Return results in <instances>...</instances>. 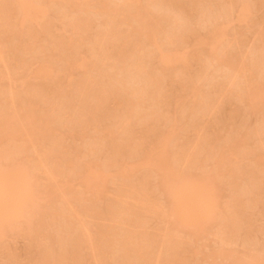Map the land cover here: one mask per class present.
<instances>
[{"label": "rangeland", "instance_id": "1", "mask_svg": "<svg viewBox=\"0 0 264 264\" xmlns=\"http://www.w3.org/2000/svg\"><path fill=\"white\" fill-rule=\"evenodd\" d=\"M35 1L44 13L17 25L0 0V17L16 25L0 21V123L9 111L17 131L31 110L43 126L11 139L0 127V172L22 176L3 195L24 205L16 218L0 212V264H264V92L255 91L264 89V0ZM161 51L181 56L162 67ZM165 132L175 138L160 152ZM85 161L103 184L90 182L100 191L91 201L78 196L92 189L80 180ZM191 179L214 189L186 200V222L167 194L171 180Z\"/></svg>", "mask_w": 264, "mask_h": 264}, {"label": "bare ground", "instance_id": "2", "mask_svg": "<svg viewBox=\"0 0 264 264\" xmlns=\"http://www.w3.org/2000/svg\"><path fill=\"white\" fill-rule=\"evenodd\" d=\"M26 1H27V3H26ZM28 1H29V0H10L11 4L8 3V2H9V1H8L7 3L9 4V6H7L8 4L6 5V7H7L6 9H7V10L5 9V11H6V12H9V11L11 12V11H12V12L14 13V14H13L14 17L12 18L11 16H9V15H10V12H9V14H8V13L6 14V12H5L6 15L4 14V16H6L7 19H9V20H10V18L13 19V20L11 21V23H12V24H13V23H14V24L18 23L17 25L22 24L23 21H24V22H28V23H30V22H32V21H35V20H36V19H35V18H36L35 16H37V18H38L39 15H40V14H38V13H41V12L44 13L43 9L41 10V8H43V7H41V5H39V4H41V3H39V1L36 2V1L34 0L33 3H29L31 0H30L29 2H28ZM132 1H133V0H132ZM169 1H170V0H169ZM2 2H3V1H2ZM31 2H32V1H31ZM35 2H36L37 4H38V3H39V4L37 5ZM171 2H173V0H172ZM177 2H178V1H177ZM175 3H176V2H175ZM180 3H181V2H180ZM176 5L178 6V4H175V6H176ZM130 6H131V5H130ZM173 6H174V3H173ZM246 6H247V5H246ZM246 6H245V7H246ZM181 7H182V6H181ZM242 7H243V5H242ZM245 7H244V9H242L243 11L246 10V8L248 9V6H247L246 8H245ZM102 9H105V10H106V7L104 6ZM107 9H109V8H107ZM182 9H183V8H182ZM109 10H110V9H109ZM242 10H241V11H242ZM103 11H104V10H103ZM112 11H113V10H112ZM132 11H133V10H132ZM132 11H131V12H132ZM3 13H4V12H3ZM3 13H1V14H3ZM36 13H37V14H36ZM108 13H109V12H108ZM108 13H107V14H108ZM29 14H30L31 16H32V15L34 16V15L36 14V15L34 16L35 18H34L33 16L30 17ZM112 14H113V13H112ZM131 14H132V13H131ZM145 14H146V13H145ZM26 15H27V17H26ZM4 16H1V17H0V21H3V23H6V22H7L6 26H10L11 28H14L16 25L11 26V25H10L11 23H10L9 20H7V21L5 20V21H4V19H3ZM8 16H9V17H8ZM24 16H25L26 18H25ZM41 16H42V15H41ZM111 16H112V15H111ZM121 16H122V15H121ZM28 17H29V18H28ZM109 17H110V16H109ZM109 17H108V18H109ZM24 18H25L27 21L24 20ZM110 18H112V17H110ZM114 18H115V17H114ZM1 19H2V20H1ZM31 19H32V21H31ZM14 20H15V22H14ZM29 20H30V22H29ZM109 20H110V19H109ZM118 20H119V19H118ZM19 21H20V22H19ZM113 21H114V20H113ZM117 22H118V21H117ZM119 22H120V21H119ZM109 23H110V22H109ZM112 23H113V22H112ZM117 25H118V23H117ZM142 27H144V26H140L141 29H143ZM215 28H216V27H215ZM217 29H218V27H217ZM217 29H215V30L217 31ZM146 30H148V29L146 28ZM146 30L144 29V31H146ZM218 30H219V29H218ZM151 31H152V30H151ZM116 32H117V31H116ZM137 32H140V31H138V29H137ZM146 32H147V31H146ZM217 32H218V31H217ZM145 34H146V35H145ZM147 34H148V32H147V33L143 32V33H142V35H143L142 37L145 38L146 36L149 37V36L151 35L150 37L153 38L152 34L154 35V31H153V33H150V35L148 34L149 36H148ZM109 35H110V34H109ZM120 35L125 36L124 34H121V32H120ZM113 36H114V35H113ZM113 36H112V37H113ZM103 37H104V35H103ZM114 37H116V38L119 37V34H118V35H115ZM147 37H146V38H147ZM150 37H149V38H150ZM116 38H115V39H116ZM121 38H122V37H120L119 39H116L115 42H117V40L119 41ZM123 38H124V37H123ZM125 38H126V37H125ZM152 38H150V39L152 40ZM108 39H109V38H108V35H107L106 42H107ZM110 39H111V38H110ZM112 39H114V38H112ZM147 39H148V38H147ZM0 40H1V39H0ZM145 40H146V39H145ZM1 41H2V40H1ZM1 41H0V47H1ZM120 41H121V40H120ZM122 41H123V39H122ZM148 41H149V40H148ZM69 42H70V40H68V43H69ZM71 42H73V41L71 40ZM76 42H77V41H76ZM109 42H110V40H109ZM111 42H113V41H111ZM127 42H128V40H127ZM68 43H67V44H68ZM95 43H96V42H95ZM123 43H124V42H123ZM74 44H75V43H74ZM102 44H103V43H102ZM106 44H107V43H106ZM113 44H114V43H113ZM121 44H122V43H121ZM121 44H120V45H121ZM128 44H129V43H128ZM2 45H3V42H2ZM103 45H104V44H103ZM107 45H108V44H107ZM110 45L112 46V44H110ZM116 45H117V44H116ZM126 46H127V45H126ZM126 46H125V47H126ZM151 46H152V45H151ZM107 47H108V46H107ZM113 49H114V47H113ZM116 49H117V48H116ZM110 50H111V49H110ZM114 51L116 52V50H113V52H114ZM110 52H112V50H111ZM117 52H118V51H117ZM0 53H1V52H0ZM171 53H173V54H171ZM116 54H117V53H116ZM160 54H162V55H161L162 57H161V60H160V57L158 58V59H159L158 62L161 61V64H162V65H163V64L166 65V62H167V63H168V62H171V60H170L171 58H169L170 56L172 57V56L175 55V56H177V57H175L176 59H177V58L179 59V58H180L179 56H181V55H178L177 53H176V54H177V55H176L175 52H169V54H170V56H169V55H168V52H165V51H164V52L161 51ZM163 54H164V55H163ZM2 55H3V53L0 54V57H1V58L3 57ZM113 55H114V54H113ZM173 58H174V57H173ZM175 58H174L173 60H176ZM7 59H9V58H7ZM182 59H183V58H181V60H182ZM169 60H170V61H169ZM67 61H68V59H67ZM182 62H184V60H182ZM185 62H186V61H185ZM70 63H71V62H69V66H72V64H74V62L71 63V64H70ZM137 63H138V62H137ZM41 64H42V63H41ZM135 64H136V63H135ZM183 64H184V63H183ZM43 65H44V63H43ZM43 65H40V64H39V65H37V66H43ZM45 65H46V64H45ZM45 65H44V67H46ZM136 65H137V64H136ZM164 65H163L162 67H164ZM138 66H139V65H138ZM159 66H160V65H159ZM140 68H141V67H140ZM143 68H144V67H143ZM37 69H38V68H37ZM37 69L35 68V70H33V72L36 73V74L34 73L33 76L36 75V76L39 78V75H38V74L40 73V75L42 74V76L40 77V79H41L42 77H43V78H44V77H47L48 73H50V72L47 71L48 69H46V68H45V69L40 68V69H41L40 72H39V69H38V70H37ZM134 69H136V68H134ZM182 69H183V66H182ZM185 69H186V68H185ZM185 69H184V70H185ZM137 70H138V69H137ZM137 70H136V71H137ZM161 70H162V69H161ZM36 71H37V72H36ZM46 71H47V74H46ZM144 71H145V68H144ZM181 71H182V70H181ZM43 72H44V74H43ZM138 72H139V70H138ZM178 73H180V72H178ZM178 73H177V74H178ZM30 74H31V73H30ZM45 74H46V76H45ZM182 74H183V73H182ZM24 75H25V74H24ZM24 75H23V76H24ZM26 75H27V74H26ZM31 75H32V74H31ZM49 75H50V74H49ZM49 75H48V77H50ZM33 76H32V78H33ZM36 76H35V77H36ZM175 76H176V75H175ZM177 76H178V75H177ZM20 78H21V77H20ZM20 78H19V80H20ZM149 80H150V79H149ZM21 81H23V79H21ZM39 81H40V80H39ZM39 81H38V82H39ZM48 81H49V80H48ZM152 81H153V80H152ZM40 82H41V81H40ZM42 83H43V82H41V84H42ZM46 83H47V82H46ZM46 83H45V81H44V83L42 84V85H43V88L45 87L44 84H46ZM41 84H40V85H41ZM144 84H145V83H144ZM146 84H147V83H146ZM151 84H153V83H151ZM48 85H49V84H48ZM48 85L46 84L47 87H49ZM37 86H38V85H37ZM141 86H142V85H141ZM145 86H146V85H145ZM145 86H143V88H145ZM38 87H39V86H38ZM43 88H42V89H43ZM45 88H46V87H45ZM45 88H44V89H45ZM46 89H47V88H46ZM261 89H262V88H261ZM261 89L258 90V88H257V89L255 90L256 92L258 91L257 95L255 94L256 96H259V95H262V96H263L262 92H264V89H263V91H261ZM131 90H132V89H131ZM139 90H140V87H139ZM142 90H143V89H142ZM38 91H39V90H38ZM43 91H44V90H43ZM98 91H100V90L98 89ZM30 92H31V91H30ZM131 92H132V94H136V93H137V92H134V93H133V91H131ZM131 92H130V94H131ZM138 92H139V94H141L140 91H138ZM141 92H142V91H141ZM143 92H144V91H143ZM143 92H142V93H143ZM256 92H254V93H256ZM9 93H10L9 96L12 98V96H11V93H12V92L9 91ZM105 93H106V92H105ZM165 93H166V92H165ZM260 93H261V94H260ZM30 94H31V93H30ZM96 94H97V93H96ZM132 94H131V95H132ZM28 95H29V93H28ZM34 95H35V93H34ZM100 95H101V94H100ZM147 95H148V94H147ZM162 95H164V94H162ZM162 95H161V96H162ZM137 96L139 97L138 94H137ZM140 96H141V95H140ZM144 96H145V95H144ZM164 96H165V95H164ZM158 97H159V96H158ZM6 98H7V97H6ZM6 98H5V101L8 99V98H7V99H6ZM39 98H40V97H39ZM113 98H114V96H113ZM144 98H145V97H144ZM161 98H162V97H161ZM166 98H168V97H166ZM166 98H164V101L162 100L164 103H167V102H168ZM8 100H10V99H8ZM36 100H37V99H36ZM103 100H104V99H103ZM111 100H112V99H111ZM111 100H110V101H111ZM116 100H117V99H116ZM165 100H166L167 102H165ZM214 100H215V99H214ZM94 101H95V100H94ZM105 101H106V100H105ZM112 101H113V100H112ZM133 101H134V100H133ZM158 101H159V99H158ZM211 101H212V100H211ZM107 102H108V100H107ZM114 102H116V101H114ZM119 102H120V101H119ZM127 102H128V101H127ZM131 102H132V100H131ZM142 102H143V100H142ZM208 102H209V101H208ZM214 102H215V101H214ZM214 102H213V103H214ZM6 103H8V102L6 101ZM32 103H33V102H32ZM103 103H104V102H103ZM120 103H121V102H120ZM161 103H162V102H161ZM164 103H163V104H164ZM209 103H210V102H209ZM213 103H212V104H213ZM128 104H129V103H128ZM206 104H208V103L206 102ZM217 104H218V103H217ZM7 105H9V104H7ZM95 105H96V104H95ZM136 105H137V104H136ZM141 105H142V104H141ZM141 105H140V106H141ZM214 105H215V104H214ZM33 106H34V105H33ZM130 106H131V105H130ZM138 106H139V104H138ZM212 106H213V105H212ZM212 106H211V107H212ZM31 107H32V105L29 103V108H31ZM98 107H99V106H98ZM128 107H129V105H128ZM25 108H26V106H25ZM207 108L210 109L209 106H208ZM31 109H32V108H31ZM127 109H128V108H127ZM132 110H133V109H132ZM136 110H137V109H136ZM204 111H205V110H204ZM8 112H9V111H8ZM8 112L5 111V113H2V114H4V115H3L4 117L2 116L3 118H1V120L3 121L2 123H4V124L1 125V123H0V125H1L0 127H1V132H2V133L5 131L6 128H7L6 131L8 130V132H6V134L3 133V136H4V137H7V136H8L7 139H11V138L13 137V135H14L19 129H22L21 127H23V125H25V126H27V127L31 126L30 129H31V130L33 129V131H35L36 129H38V127L41 126V124L39 125L40 120H37V123L35 122V120H33L34 117L32 118L33 115H32V111L30 110V111L27 112V114L29 113V116H30L32 119H31L29 116L25 115V117H24V121H27V123H24V122H23V125L20 126V128L17 129V131H15V130L13 129V125H11V124H12L13 122L15 123V121H16L15 119H16V118L13 116V118H14V120H13V119H12V115H13V114H12L11 112H9L10 114L8 115V114H7ZM30 112H31V113H30ZM205 112H206V111H205ZM128 113H129V112H128ZM134 113H135V112H134ZM11 114H12V115H11ZM34 114H35V113H34ZM130 114H132L131 111H130ZM5 115H6V118H7L8 120L5 118ZM7 115H8V117H7ZM128 115H129V114H128ZM9 116H11V117H9ZM9 118H11V119H9ZM91 118H92V116H91ZM4 120L7 121L6 124H7L8 122H11V121H12L10 124L8 123V124L10 125V126L8 125V126L10 127V129H9V127L5 124ZM30 120H31V121H30ZM32 120L35 122L36 125H39V126H36L37 128H36V127H33L34 124H33V125L31 124V123H33ZM38 121H39V122H38ZM0 122H1V121H0ZM41 122H42V121H41ZM47 122H48V121H47ZM43 123H45V121H44ZM27 124H28V125H27ZM42 125H44V124H42ZM2 126L5 127V128L2 129ZM11 126H12V127H11ZM25 126L23 127L24 129L19 130V131H23V130H25L24 132L28 133V132H27L28 129L26 130ZM194 126H195V125H194ZM14 127H15V124H14ZM190 127H191V126H190ZM11 128H12L15 132L12 131ZM41 128H43V126H41ZM34 129H35V130H34ZM3 130H4V131H3ZM104 130H105V129H104ZM142 130H144V129H142ZM9 131H12V132L9 133ZM144 131H145V130H144ZM155 132H157V131H155ZM12 133H13V135H12ZM147 133H148V132H147ZM161 133H163V132H160V134H161ZM168 133H169V132H168ZM168 133L165 132V133H164L165 135H164V134L162 135L163 137L166 136V137H164L163 139L160 137L161 135L158 133V134L160 135V136H159L160 139L163 140L161 143L165 142L168 138H169V139H170V138H171V139L175 138V136H173V135H175V134H172V133H171V135L169 136ZM8 134H9L10 136H9ZM106 134H107V133H105V136H106ZM144 134L146 135V133H144ZM154 134H155V133H154ZM158 134L156 133V136H158ZM169 134H170V133H169ZM148 135H149V134H148ZM150 135H151V134H150ZM167 135H168V136H167ZM103 136H104V135H103ZM107 136H108V134H107ZM141 136L144 137L143 134H142ZM141 136H140V138H141ZM156 136H154L155 138H153V136H152V139L155 140L154 143H155L156 145H157V144L159 145V143H160L161 140L159 141V140L157 139L158 137H156ZM10 137H11V138H10ZM45 137H46V136H45ZM108 137H109V136H108ZM137 137H138V136H137ZM172 137H173V138H172ZM30 138H31V136L28 137V141H29V140H30V142H31L32 140L36 141V138L34 139V138L32 137V140H31ZM37 138H38V137H37ZM106 138H107V137H106ZM140 138H139V139H140ZM177 138H178V137H177ZM109 139H110V137H109ZM148 139H149V138H148ZM164 139H165V140H164ZM169 139H168L165 143H163L164 146H161V145H163V144H161V143H160L159 146H156V145H154V146H156V148H158V150H160V152H162L163 149H164V152H167V151L165 150V148L167 149V146H168V145H167L166 147H165V145L168 144L167 142L172 141L171 139H170V140H169ZM156 140H158L159 143H158ZM38 141H39V139H38ZM41 141H43V140H41ZM105 141H106V139H105ZM143 141H145V140H143ZM150 141H151V140H150ZM173 141H174V140H173ZM39 142H40V141H39ZM108 142H109V141H108ZM108 142H107V143H108ZM141 142H142V141L138 140V143H139V144H140ZM156 142H157V143H156ZM33 143H34V142H33ZM33 143L31 142V144L34 146ZM136 143H137V142H136ZM136 143L134 142V144H136ZM142 143H143V142H142ZM142 143H141V145H142ZM152 143H153V141H151V144H152ZM154 143H153V144H154ZM132 144H133V143H132ZM139 144L136 145V147H137V146H140ZM153 144H152V145H153ZM152 145H151L149 148H151V149H152V147L154 148V146H152ZM35 146H36V144H35ZM110 146H111V145H110ZM113 146H114V145H113ZM160 146H161V147H160ZM114 147H115V146H114ZM133 147L135 148V146H133ZM34 148H35V147H34ZM118 148H119V147L115 148L116 150L114 151V152L117 151V154H116V155L120 154V152H121L120 150H122V149L119 150ZM137 148H138V147H137ZM149 148H148V149H149ZM161 148H162V150H161ZM117 149H118V150H117ZM51 150H52V149H51ZM51 150H50V151H51ZM155 150H156V149H155ZM155 150L153 149V150H152L153 153H152V151H150V149H149V152L152 153V154H150V153H146V155H147V154H150L151 156H150V155H147V156H150V157L152 158V160H153L156 156H157V158L161 157V159H162V158H163V157H162V154H164V152H163V153H159L158 151L156 152ZM111 151H112V150H111ZM154 151H155L156 153H158V154H154V153H155ZM53 152H54V151H53ZM108 152H109V151H108ZM114 152H113V154H114ZM55 153H56V152H55ZM123 153H124V152H123ZM9 154H10V152H9ZM51 154H52V153H50L49 157L52 156ZM152 155H155V157L152 156ZM159 155H160V156H159ZM165 155H166V154H165ZM165 155H164V158H165ZM1 156H2V155H1ZM1 156H0L1 159L4 158V157H1ZM7 156H8V154H7ZM9 156H12V154L9 155ZM63 156H64V155H63ZM158 156H159V157H158ZM5 158H6V155H5ZM63 158H64V157H63ZM65 158H66V157H65ZM164 158H163V160H164ZM7 159H8V158H7ZM59 159H60V158H59ZM116 159H117V158H116ZM116 159H115V160H116ZM119 159H120V158H119ZM141 159H142V158H141ZM144 159H145V158H144ZM147 159H148V158L146 157V159L144 160L145 164H146V162H147V161H146ZM159 159H160V158H159ZM57 160H58V158H57ZM64 160H65V159H64ZM66 160H67V159H66ZM163 160H162V161H163ZM165 160H166V159H165ZM0 161H1V160H0ZM58 161H59V160H58ZM60 161H61V160H60ZM67 161H68V160H67ZM67 161H63V159H62L61 162H62V163H63V162L65 163V162H67ZM87 161H88V160H87ZM120 161H121V160H120ZM140 161H141V160H140ZM142 161H143V159H142ZM142 161H141V162H142ZM148 161H149V160H148ZM150 161H151V160H150ZM1 162H2V164L4 163L3 161H1ZM1 162H0V163H1ZM163 162H164V161H163ZM85 163H86V161H85ZM117 163H119V162H117ZM117 163H116V164H117ZM142 163H143V162H142ZM164 163H165V162H164ZM161 164H162V163H161ZM4 165H5V164H4ZM85 166H86V168H88V167H89V168L92 167L90 164H89L88 167H87V163H86V164L83 163V167H85ZM139 166H141V165L139 164ZM141 167H142V166H141ZM163 167H164V165H163ZM168 167H169V166H168ZM2 168H3V167H2ZM4 168H6V167H4ZM89 168H88V170H89ZM139 168H140V167H139ZM166 168H167V167H166ZM166 168L164 167V169H166ZM83 169H84V168H83ZM99 169H100V171L103 170V169L100 168V167H99ZM162 169H163V168H162ZM167 169H168V168H167ZM79 170H80V169H79ZM88 170H87V174H86V172H85L86 169H85V170H82L83 173L85 172V175H84L83 173L80 175V177L82 176L80 180H81L82 184L84 185L83 187H85V186L87 185V187L89 186L88 188H92V187H90V186H91V183L95 184V185H93V186H96V183H98L97 185L99 186V184L102 183V182H100V181H98V182L95 181L96 183H94L93 181H94V180H98V178L96 177L95 173L92 172V169H91V171H90V170L88 171ZM159 170H160V169H159ZM169 170H170V168H169ZM1 171H2V170H1ZM161 171H162V170H161ZM163 171H164V170H163ZM163 171H162V172H163ZM89 172H91L92 174H89ZM122 172H123V174L126 173L125 171H122ZM122 172H121V175H122ZM124 172H125V173H124ZM162 172H161V173H162ZM164 172H167V171H164ZM170 172H171V171H170ZM172 172H173V170H172ZM80 173H81V172H80ZM173 173H174V172H173ZM173 173H171L172 176H174ZM175 173H177V172H175ZM8 174H9V175H8ZM159 174H160V173H159ZM162 174H163V173H162ZM165 174H166V173H165ZM171 174L169 173V175H171ZM251 174H252V173H251ZM4 175H6V176H4ZM10 175H11V176H10ZM90 175H92L93 178H90V177H91ZM127 175H128V174H127ZM143 175L145 176V173H144ZM167 175H168V172H167ZM175 175H176V174H175ZM0 176H1V177H0L1 179L4 177V178L2 179L3 182H2V181H1L2 183L0 182V183H1V185H0V193H1L2 195H3V193H4V190L7 191V189H9V188H10V191L12 190V192H13V190L16 188V186H18V184L15 183V182L20 181L21 178H22V176H21L20 174H18V173H15V172H13V171H12V172L10 171V173H7V172L5 173V170L3 171V173L0 172ZM9 176H10V177L13 176V177H12V178H8ZM16 176H19V177H16ZM84 176H85V177H84ZM146 176H147V174H146ZM146 176H145V177H146ZM165 176H166V175H165ZM165 176H164V177H165ZM177 176H178V175H177ZM5 177H6L7 179H6ZM15 177H16V178H15ZM95 177H96V179H95ZM145 177H143V179H144ZM161 177H162V175H161ZM164 177H162V179H163ZM166 177H167V176H166ZM250 177H252V176H250ZM253 177H254V176H253ZM19 178H20V180H19ZM84 178H86L85 180H87V181H85ZM146 178H147V177H146ZM167 178H168V177H167ZM167 178H166V179H167ZM170 178L173 179L172 177H170ZM1 179H0V180H1ZM4 179H5V181H4ZM8 179H11V180H9L10 183H8V182H9ZM14 179H15V180L18 179V180L15 181ZM92 179H94V180H92ZM168 179H169V178H168ZM168 179H167V181H165V182H168V181H169ZM254 179H255V178H254ZM6 180H7L8 182H7ZM82 180L84 181V183H85V182H86V183H88V182L90 183V182H91V183H90V184H89V183H88V184H84ZM146 180H148V179H146ZM163 180H165V179H163ZM173 180H174V179H173ZM12 181H13V182H12ZM189 181H190V180H188V181H186V182H187L188 184H190V185L186 184V185H187V186H186V185L184 184V183H186V182H185V181L183 182V180H181V181H177V182H179V183L181 182L180 184L178 183L179 185H177V184L175 185V182H176V181H174V183H173L172 180H171V183H172L171 187H172V186H173V187L175 186V187L177 188V189H176V188H175V189L172 188V189H174V191H170V190H169V189H171V187H169V186H170L169 184H171V183H169L168 185H166L167 188H169V189H167V191H170V194H169V192H168L167 196L172 194V195H171L172 198L169 197V199H170V200H171V199L174 200V201L171 200V201L174 202V203H173V202H172V203L175 205V206L172 205V207H173V209H172L173 212H172V213H174V211H175V212L177 211V212H178V215H179V212H180L181 214L179 215V217L182 216V217H180V218H181V219L183 218L182 220H185L186 222H187V220L190 219L188 216L191 215V214H189V213H190V211H189L190 208H189V207H186V210H183V207L185 208V204H186L185 202H187L190 198H193L194 194H197L196 196L200 195V193H199L200 190H199V189H200L201 187H202L201 190L204 191V192H201V193H202V198H203V196H204V198H206V199H207V195H208V198H209V194H210L211 191L214 189L213 186H212V185L209 186L210 184L208 185L207 182H206L207 185H206V183H205V185H206V187H205V186H202V185H201L202 182H201L200 186H198V185H197V181H198V180L195 181L194 179H193V180L191 179V182H190V183H189ZM192 181H193V182H192ZM194 181H195V182H194ZM4 182H5V183H4ZM6 182H7V183H6ZM144 182H145V181H144ZM169 182H170V181H169ZM14 183H15V185H14ZM18 183H19V182H18ZM191 183H192V184H191ZM195 183H196V184H195ZM198 183H199V181H198ZM3 184H4V185H3ZM5 184H6V185H5ZM7 184H10L12 187H10V186L7 185ZM16 184H17V185H16ZM165 184H167V183H165ZM173 184H174V185H173ZM183 184H184V186H183ZM13 185L15 186V188H14ZM101 185H103V184H101ZM101 185H100V186H101ZM181 185H182V186H181ZM191 185H192V186H191ZM193 185H194V186H193ZM195 185H196V186H195ZM203 185H204V184H203ZM5 186H7L6 189H5ZM98 186H96V187L100 190V188H99L100 186H99V187H98ZM207 186H209V188H213V189H208ZM96 187H95V189H94V187H93V188H92L93 190H92V189H86V187H85V188H84V191H83V188H81L82 190L80 189V195L78 194L79 192H78L77 194H78L79 197L81 196V194H82V196H83V194H85L86 196L84 195V197H87L86 199H89V198H90V201H91V199L93 200V197L98 196L99 193H100V191L102 192V190H103V189H102V190L99 191V190L97 189V190L99 191V192H98V191L96 190ZM101 187H102V186H101ZM181 187H182V188H181ZM183 187H184V188H183ZM185 187H186V188H185ZM194 187H195L196 189H195ZM11 188H12V189H11ZM163 188H165V185H164ZM179 188H180V189H179ZM190 188L192 189V191H191ZM204 188H205V189H204ZM206 188H207L208 190H207ZM85 189L88 190V191L86 192ZM141 189H142V188H141ZM141 189H140V190H141ZM161 189H162V188H161ZM182 189H183V191H182ZM193 189H194V191H193ZM142 190H143V189H142ZM176 190H177V192H176ZM197 190H198V192H197ZM209 190H210V191H209ZM1 191H3V192H1ZM6 191H5V192H6ZM8 191H9V190H8ZM89 191H91L92 194H93V192L95 191V192H94V193H95V196H94V195H91V193H89ZM96 191H97V192H96ZM178 191H179V193H178ZM189 191H190V192H189ZM195 191H196V193H195ZM207 191L210 192V193L208 194ZM82 192H84V193H82ZM85 192H86V193H85ZM164 192H165V191H164ZM171 192H173V193H171ZM188 192H189V193H188ZM191 192H192V194H190ZM193 192H194V193H193ZM212 192H213V191H212ZM6 193H8V192H6ZM6 193H5L3 196L1 195L2 197L0 196V202H1V203H2V202H5V203L0 204V209H1L0 212L2 211V215L4 216V219H5V220H7V217L5 216V213H6V212H8L7 215H9V217H11V218H16V217H18V213H16V212L18 211L19 213H21L22 210L20 211V209H21L20 207H21V206H22V207L24 206V205L21 204V200H19V199H15V198H14V200H15L16 202L19 201L18 203H16V202H15V203H11L13 199L9 202V201L7 200V198H10V197H9ZM96 193H97V194H96ZM177 193H178V194H177ZM198 193H199V194H198ZM89 194H90V196H89ZM137 194H138V193H137ZM137 194H136V195H137ZM140 194H141V193H140ZM140 194L137 196L138 198H140V201H139V200H138V201H139L140 204H143V202H144L143 205H145L146 202H147V201H146V200H147V199H146L147 196L144 197V196H145L144 193L141 194V196L144 195V196H143V197H144V200H145V201H144L143 198L140 196ZM145 194H146V193H145ZM175 194H177V195H175ZM188 194H189V195H188ZM204 194H205L206 196H205ZM131 195H132V194H131ZM173 195H174V196H173ZM179 195H180V196H179ZM184 195H186V196H184ZM190 195H191V196H190ZM4 196H5L6 198H5ZM7 196H8V197H7ZM61 196H62V195H61ZM82 196H81L80 198H84V197H82ZM133 196H134V195H133ZM88 197H89V198H88ZM91 197H92V198H91ZM174 197H175V198H174ZM184 197H185V198H184ZM186 197H187V198H186ZM189 197H190V198H189ZM200 197H201V195H200ZM17 198H18V197H17ZM166 198H167V197H166ZM176 198H177V199H176ZM182 198H183L184 200H183ZM194 198H195V197H194ZM20 199H22V198L20 197ZM65 199H67V198H65ZM78 199H79V198H78ZM84 199H85V198H84ZM167 199H168V198H167ZM181 199H182V200H181ZM14 200H13V201H14ZM81 200H82V199H81ZM141 200H142L143 202H141ZM170 200H168V201H170ZM186 200H187V201H186ZM85 201H86V200H85ZM171 201H170V202H171ZM175 201H177V203H176ZM183 201H184V202H183ZM66 202H67V201H66ZM87 202H88V201H87ZM180 202H182V203H180ZM203 202H204V201H203ZM68 203H69V202H68ZM172 203H171V204H172ZM178 203H179V204H178ZM184 203H185V204H184ZM209 203H210V202H209ZM3 204H4V205H3ZM119 204H120V203H119ZM177 204H178V205H177ZM182 204H184V206H183ZM189 204H190V203H189ZM204 204H205V203H204ZM2 205H3V206H2ZM7 205H9V207H7ZM68 205H69V204H68ZM169 205H170V204H169ZM170 206H171V205H170ZM176 206H177V208H178L179 206H181V207H179V208H180V209L182 208L181 211H183V213L180 211L179 208H178L179 210H177ZM186 206H187V205H186ZM188 206H189V205H188ZM3 207H5V209H3ZM174 207H175V210H174ZM9 208H10V209H9ZM24 208H25V207H24ZM24 208H22V209H24ZM170 208H171V207H170ZM2 209H3V210H2ZM7 209H9L11 212H10L9 210H7ZM17 209H19V210H17ZM61 209H62V208H61ZM4 210H6V211H4ZM170 210H171V209H170ZM23 211H24V210H23ZM23 211H22V212H23ZM54 211H55V210H54ZM185 211H187V212H185ZM3 212H4V213H3ZM177 212L175 213L176 215H177ZM11 213H14V214H11ZM51 213H52V212H51ZM10 214H11L12 216H10ZM58 214H59V213H58ZM60 214H61V213H60ZM2 215L0 214V216H2ZM13 215H14V216H13ZM52 215H54V214H52ZM3 216H2V217H3ZM2 217H0V221H1L0 224H1V223L3 224V222L5 221V220H2V219H3ZM5 217H6V218H5ZM190 217H191V216H190ZM231 217H232V215H231ZM185 221H184V222H185ZM229 221H230V220H229ZM231 221H233V220H231ZM231 221H230V222H231ZM232 226H233V225H232ZM235 227H236V226H235ZM1 228H3L2 225H0V231L2 232V229H1ZM29 232H30V230H29ZM246 232H247V231H246ZM0 234H1V233H0ZM24 234H25V233H24ZM26 234H27V233H26ZM28 234H29V233H28ZM229 236H230V235H229ZM0 237H1V236H0ZM30 237H31V236H30ZM231 237H234V236H231ZM121 238H122V236H121ZM127 239H128V238H127ZM229 239H231V238L229 237ZM121 240H122V239H121ZM121 240H120V241H121ZM128 240H129V239H128ZM232 240H233V239H232ZM29 241H30V240H29ZM114 241H115V240H114ZM129 241H130V240H129ZM110 243H111V242H110ZM120 243H122V242H120ZM125 244H126V243H125ZM107 245H108V243H107ZM176 247H177V245H176ZM126 248H127V247H126ZM94 252H95V251H94ZM126 252H127V251H126ZM126 252H125V253H126ZM135 253H136V252H135ZM95 254H97V253H95ZM62 256H63V255H62ZM93 256H94V255H93ZM59 257H60V256H59ZM95 257H97V256L95 255ZM63 259H64V258H63ZM58 260H59V258H58ZM60 261H61V260H60ZM62 261H63V260H62ZM79 261H80V260H79ZM66 262H67V261H66ZM69 264H70V263H69ZM75 264H76V263H75ZM238 264H241V263H238Z\"/></svg>", "mask_w": 264, "mask_h": 264}]
</instances>
